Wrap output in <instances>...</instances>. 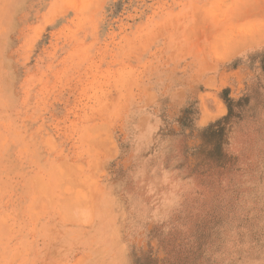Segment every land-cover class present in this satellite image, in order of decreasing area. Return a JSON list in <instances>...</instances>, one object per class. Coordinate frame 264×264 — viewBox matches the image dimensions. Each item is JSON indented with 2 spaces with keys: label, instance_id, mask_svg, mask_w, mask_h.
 I'll return each mask as SVG.
<instances>
[{
  "label": "rangeland",
  "instance_id": "rangeland-1",
  "mask_svg": "<svg viewBox=\"0 0 264 264\" xmlns=\"http://www.w3.org/2000/svg\"><path fill=\"white\" fill-rule=\"evenodd\" d=\"M0 264H264V0H0Z\"/></svg>",
  "mask_w": 264,
  "mask_h": 264
}]
</instances>
